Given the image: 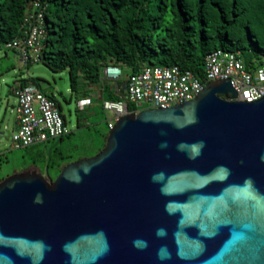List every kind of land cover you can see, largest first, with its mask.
<instances>
[{
	"label": "water",
	"instance_id": "water-1",
	"mask_svg": "<svg viewBox=\"0 0 264 264\" xmlns=\"http://www.w3.org/2000/svg\"><path fill=\"white\" fill-rule=\"evenodd\" d=\"M236 96L209 81L53 179L0 180V264H264V95Z\"/></svg>",
	"mask_w": 264,
	"mask_h": 264
},
{
	"label": "trees",
	"instance_id": "trees-1",
	"mask_svg": "<svg viewBox=\"0 0 264 264\" xmlns=\"http://www.w3.org/2000/svg\"><path fill=\"white\" fill-rule=\"evenodd\" d=\"M31 1L0 0V45L20 35ZM39 1L45 22L40 62L66 71L74 92L80 84L97 86L104 99H117L101 78L106 65L119 67L122 85L144 65H177L202 77L205 56L218 48L238 52L247 67L264 55V0ZM40 81L17 82L39 87Z\"/></svg>",
	"mask_w": 264,
	"mask_h": 264
},
{
	"label": "built area",
	"instance_id": "built-area-1",
	"mask_svg": "<svg viewBox=\"0 0 264 264\" xmlns=\"http://www.w3.org/2000/svg\"><path fill=\"white\" fill-rule=\"evenodd\" d=\"M43 8L39 0L31 1L23 16L20 35L3 44V47L16 51L25 64L40 61L45 36ZM226 77L230 78L237 93L234 99L253 101L262 97L264 55L247 67L238 52L218 48L205 56L202 77L177 65H144L137 72L129 74L122 85H118L119 67L106 65L101 68V78L112 85L117 99H104L100 87L94 96L102 99V109L112 116L105 122L108 132L126 113H136L144 108L169 107L190 100L209 81ZM14 96L15 129L10 134L12 149L59 139L71 132L54 99L35 84L18 86ZM90 103L89 97L77 101L78 106ZM127 103L133 104L135 109L128 111Z\"/></svg>",
	"mask_w": 264,
	"mask_h": 264
},
{
	"label": "rangeland",
	"instance_id": "rangeland-1",
	"mask_svg": "<svg viewBox=\"0 0 264 264\" xmlns=\"http://www.w3.org/2000/svg\"><path fill=\"white\" fill-rule=\"evenodd\" d=\"M16 55L14 50L0 45V118L5 114L4 120H0V129L3 131L0 134V180L25 170H33L47 180L53 179L58 174L57 170L66 164L100 151L107 134L105 122L112 116L102 109V99L99 97L89 95L91 103L78 106L77 99L83 96L86 87L80 84L77 92L71 91L66 71L53 72L40 61L26 65ZM20 76L40 78L41 85L54 96L66 126L71 130L62 140L56 138L25 148H11L10 134L13 130L10 131V127L6 128L4 124L13 122L15 113L10 110L13 102L10 90L16 84H13L15 79ZM89 88L95 91V95L98 93L97 86Z\"/></svg>",
	"mask_w": 264,
	"mask_h": 264
},
{
	"label": "crops",
	"instance_id": "crops-1",
	"mask_svg": "<svg viewBox=\"0 0 264 264\" xmlns=\"http://www.w3.org/2000/svg\"><path fill=\"white\" fill-rule=\"evenodd\" d=\"M14 53L15 54H17V52L16 51H14ZM16 56H18V54L16 55ZM19 57V56H18ZM17 57V58H18ZM28 77V76H27ZM22 78H24V77H22V76H20L19 78H16L15 79V82L13 83V84H15V86H14V88H11V90H10V92H11V96L13 97V102L11 103V105H10V110H11V112L12 113H14V106H15V103H16V100H15V96H14V90L19 86V84H18V80L19 79H22ZM39 88L43 91V92H45L46 94H48V95H52L51 94V92H49L48 90H47V88H45L44 86H42L41 85V83H39ZM90 89H91V91H90ZM88 92H87V91ZM86 90H85V92L84 93H82V97H79L78 99H77V101L79 100V99H82V98H85V97H90L89 95H91V96H94V92L95 91H93L92 90V88H89V86H87L86 87ZM53 96V95H52ZM95 97V96H94ZM53 98H54V96H53ZM97 98V97H96ZM9 100H7V103H9L8 102ZM4 115L5 114H3V116H1V118H0V120H4ZM64 117V116H63ZM5 126H6V128H8V127H10V131H12V130H14L15 129V116H14V118H13V122H12V124H9L8 122H5V124H4Z\"/></svg>",
	"mask_w": 264,
	"mask_h": 264
}]
</instances>
